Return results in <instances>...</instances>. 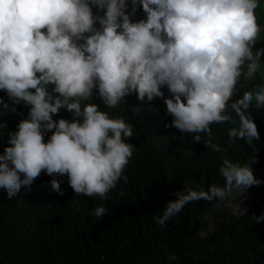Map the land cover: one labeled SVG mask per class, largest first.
<instances>
[{
    "label": "clouds",
    "instance_id": "clouds-1",
    "mask_svg": "<svg viewBox=\"0 0 264 264\" xmlns=\"http://www.w3.org/2000/svg\"><path fill=\"white\" fill-rule=\"evenodd\" d=\"M138 7L145 17L134 20ZM258 7L260 0H0V90L29 109L0 154V189L12 199L43 171L61 195L56 177L67 176L75 194L103 200L121 178L127 182L133 125L82 103L93 99L94 89L107 108L131 94L141 104L162 99L173 118L166 127L191 134L196 143L206 135L205 144L223 156L224 186L177 192L155 219L159 226L189 202L223 200L233 188L259 185L248 163L232 162L227 147L212 143L210 128L238 123L228 130V146L242 139L256 151L259 133L248 109L253 101L264 106V83L233 97L243 87L241 77L254 79L261 69ZM61 109L71 121L53 120ZM248 160L254 163L255 156ZM105 214L103 205L92 212ZM260 220L264 214L255 217Z\"/></svg>",
    "mask_w": 264,
    "mask_h": 264
},
{
    "label": "trees",
    "instance_id": "trees-1",
    "mask_svg": "<svg viewBox=\"0 0 264 264\" xmlns=\"http://www.w3.org/2000/svg\"><path fill=\"white\" fill-rule=\"evenodd\" d=\"M255 14L262 29L256 48H264V0ZM144 17L138 7L133 19ZM260 64L254 79L241 77L243 87L233 100L245 91L259 90L264 83V56ZM93 91V99L82 103H95L110 117L133 125V135L126 141L135 147L123 173L127 182L121 178L103 200L75 194L67 176L56 177L62 181L61 195L52 188L53 177L43 171L30 188L22 187L12 199L0 189V264H264V220L255 221L264 214V106L256 108L253 101L248 109L259 133L255 152L242 139L228 146V130L238 123L210 125L212 143L227 147L229 160L248 163L262 179L259 188L249 187L254 195L261 193V200L244 215L222 218L209 234L199 236L201 218L220 199L189 202L163 227L155 219L167 202L177 199L175 194L187 187L199 186L205 191L212 184L223 187L225 181L219 172L222 154L205 144L208 137L204 134L196 143L191 134L166 127L173 118L166 115L162 99L141 104L131 94L118 107L107 108L95 95L97 89ZM161 91L170 97L166 87ZM28 110L23 103L13 105L0 90V124L6 125L0 129V154L8 132L17 130ZM59 118L71 121L72 115L61 109L53 120ZM51 134H45V142ZM253 155L254 163L248 160ZM101 205L106 214L97 218L92 212ZM170 254L176 259L169 260Z\"/></svg>",
    "mask_w": 264,
    "mask_h": 264
},
{
    "label": "rangeland",
    "instance_id": "rangeland-1",
    "mask_svg": "<svg viewBox=\"0 0 264 264\" xmlns=\"http://www.w3.org/2000/svg\"><path fill=\"white\" fill-rule=\"evenodd\" d=\"M253 176L262 182V179L258 174L253 173ZM259 185L254 186L259 188ZM260 200V192L257 195H254L249 188L242 192L239 189L233 188L231 193H229L223 200H219L214 204L201 218L197 228V235L205 236L209 234L216 222L222 218H228L231 215L240 213L241 208L248 210L250 206Z\"/></svg>",
    "mask_w": 264,
    "mask_h": 264
}]
</instances>
